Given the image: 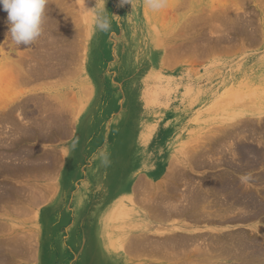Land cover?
Returning <instances> with one entry per match:
<instances>
[{
    "label": "rangeland",
    "instance_id": "374dc122",
    "mask_svg": "<svg viewBox=\"0 0 264 264\" xmlns=\"http://www.w3.org/2000/svg\"><path fill=\"white\" fill-rule=\"evenodd\" d=\"M164 3L163 8L153 9L149 0H131V3L123 5L121 0H47L46 8L48 5L54 7L45 9L42 35L30 46H19L12 42L8 13L1 10L3 5L0 4V113L7 111L16 101L18 96L12 88L16 81L67 82L69 75L70 79L79 80V77L75 78L66 71L69 70L68 57L74 54L77 68L83 67L85 70L84 78L122 84L125 108L123 146L130 151V157L136 158L135 163L127 164L139 166L135 180L142 177L151 183L160 182L172 160L178 157L177 161L181 162L179 167L191 175L194 185L199 188L200 185L196 183L202 184L206 180L204 176L218 174L225 168L209 169L210 166L204 165V168H194L189 159L192 154L209 149L211 159L228 154L227 149L231 144L223 136L224 129H231L234 127L232 124L241 118L255 120L252 124H256L253 127L258 126L257 130L264 128V124H260L264 123V0H164ZM47 10L51 11L48 13ZM51 17L53 21H49ZM104 18L110 24L107 31L98 26ZM48 32L54 36L47 38ZM220 39H223V43ZM190 46L192 49H189ZM167 47L172 48L170 52L175 50L172 58L176 55L170 66L165 61ZM50 53L52 56L49 59ZM13 54L23 55L25 59L27 66H22L21 72L13 67ZM94 56L98 62L97 72H87L90 59ZM52 63L64 70L42 71L49 69ZM33 68L41 70L33 71ZM235 91H238L241 101L250 98V104L245 103L248 105L245 108L242 105L238 107L236 112L245 114L232 118L228 116L235 112L229 104L231 98L224 104L219 102L228 97L226 94ZM39 94V97L24 98L23 102L35 109L39 119L43 118V121L37 122V127L45 137L51 139V106L57 98H52L51 89H42ZM59 103L63 107L62 101ZM225 147L227 152L224 151ZM219 148L222 151L219 152ZM185 150L187 153L183 154ZM260 166L261 169L250 167L239 174L237 184L249 185L264 193L263 182H258V172L264 170V164ZM201 188L205 189V186ZM236 212L230 211L227 218L230 219ZM175 221H170L168 226H175ZM190 224L192 226H187L189 229L186 231L191 234L209 233V230L216 228L222 233L245 229L253 235L252 238L258 237L260 243L264 244V213L260 219L246 223L221 224L216 213L213 221ZM182 225L180 227L186 228L185 224ZM142 233L147 232L137 234ZM148 234L160 237V234ZM28 235L33 240L36 237L34 233ZM5 244L7 247L0 248V253L7 254L9 264H25L18 254L21 249L15 244H12L13 247L8 242ZM39 253V250L29 249L30 264H37ZM199 254L193 255L194 261L204 258L203 254ZM125 255L135 261L134 264L163 262L157 257H135L130 256L129 252H125ZM109 257L116 260V256L109 254ZM213 260L221 264L237 262L232 256H215ZM45 261L47 264H59L51 253ZM119 262L122 263V257Z\"/></svg>",
    "mask_w": 264,
    "mask_h": 264
},
{
    "label": "crops",
    "instance_id": "0c3cea01",
    "mask_svg": "<svg viewBox=\"0 0 264 264\" xmlns=\"http://www.w3.org/2000/svg\"><path fill=\"white\" fill-rule=\"evenodd\" d=\"M74 56L68 57L69 74L77 69ZM12 58L17 71L27 66L23 55ZM97 65L94 56L86 71L97 72ZM52 68L64 70L53 63ZM70 78L16 81L17 102L0 113V248L8 242L39 250L37 264H47L49 253L59 264H81L92 233L101 232L103 215L124 193L122 84ZM42 89H51L57 98L51 106V139L37 127L43 118L23 102L39 97ZM32 233L36 237L28 241ZM26 255L20 261L30 264Z\"/></svg>",
    "mask_w": 264,
    "mask_h": 264
},
{
    "label": "bare ground",
    "instance_id": "6f19581e",
    "mask_svg": "<svg viewBox=\"0 0 264 264\" xmlns=\"http://www.w3.org/2000/svg\"><path fill=\"white\" fill-rule=\"evenodd\" d=\"M224 1L227 2V0ZM52 7L54 6H51L50 8ZM1 10L4 9L1 8ZM48 11L51 10H47L46 12ZM50 20L53 21L54 18L51 17L49 21ZM50 33L51 32L46 33L47 38L49 36H54L53 33L51 34ZM91 38L95 39L93 37ZM203 39L205 40V38ZM223 39H220V41H222ZM226 40L228 41V38ZM191 42H193V40ZM217 43L218 42H216V44ZM191 46L189 47V49H192ZM166 49L167 50L165 53L166 56L165 61L168 62L167 65L170 66V63L174 62L173 58L176 56L174 54L175 56L172 58L173 56L172 54L175 50L170 52L169 49L172 48L167 47ZM186 49L187 48H185L184 50ZM189 49H187V51ZM186 53L187 52H185V54ZM183 55L184 53L182 54V56ZM50 56H52L51 53L49 55V59ZM54 58L55 57H53V59ZM170 58L172 59V61ZM177 59L178 57L176 58V60ZM78 68L76 70L74 69L73 71H71V74L75 78L79 77V80L87 81V82L94 81V79H91L89 77L84 78V74H83L85 72L84 68L83 67H81L82 69H78ZM42 71H47V73L61 72L60 70H55V68L54 70L53 68L42 69ZM85 92L88 93L87 90ZM237 92L238 91L226 94L228 97L222 98L223 101L219 102V104H224L225 101L228 102L227 100L231 98L229 104L233 112L234 110L235 112L229 113L228 116L232 118H235L236 115L239 116L240 114L241 115L245 114V113H238L236 112V110L238 109V107H241V105L244 108L248 107V105H246L245 103H249V99H250V98L244 99L243 101L239 100L238 96L240 95H237ZM87 96H89V94ZM70 98H69V103H72L70 102ZM248 109L252 110L251 107H249ZM209 115L213 116V114H209ZM252 121L255 120L247 117L241 118L232 124V126L234 127H232L231 129L223 128L225 130V134L223 136L225 137V140L227 142L229 141V143L231 144V147L228 146L229 148L227 149L228 152L225 151L226 147L224 148V151L228 153L225 154L229 156L218 155L219 157L220 156L222 157L220 158L218 157L217 159H211L208 152L210 151V149L203 150L197 154H192L193 156H191V158L189 159H191V165H193L194 168L203 167L202 165L208 168L210 166L209 169L211 168L215 169L219 167L225 168L223 169V171L220 170L222 172H218V174L215 173L212 176H206V177L204 176L203 178L206 180H204L202 184H200L201 182L196 183L200 185L199 188L198 186L194 185L192 181L194 179L191 178V175L189 174L190 175L189 176L188 172L184 171L182 168L179 167V164L181 162L177 161L179 159L178 157H176L175 160H172L173 162H171L170 166L167 168V173L164 175L163 179L160 180V182L151 183L150 181H146L142 177L135 180L136 169L139 168V166L137 164H133V165L127 164L132 162L135 163L136 158H133L132 156L130 157L131 155L130 151L126 150L127 148L124 147L123 161H122L124 163L123 173L125 176L124 189H123L124 193L121 196V198L116 200L103 215L100 222L101 232L99 233L98 231V233L97 232L92 233L91 235L92 239L88 247L89 249H87L88 252L86 253L85 259H83V262H81V264H93V263L117 264L121 260V257H122V263L119 262L118 264L136 263L135 261L130 259L128 255L126 256L125 252H129L130 256H135V257H141V256L157 257L162 259L163 262H165V263L160 262L158 264H162V263L163 264H207V263L221 264L213 260L215 256H232L237 261L234 264H264V244L260 243L256 235L255 236L257 238H252L253 235H250L247 231H245V229L244 230L241 229V231L238 230V231L222 233V231L219 228H216L215 230L214 229L209 230L211 232L204 234L203 233L191 234L188 233V231H186L189 229V228L187 229V226L190 227L192 226L190 223H195V222L204 223V221H208V220L213 221L216 213H218L219 215V221L221 222V224L225 222H236V223H243V222L246 223V221L251 222V220L253 219H258V218L260 219L262 213H264V195H263L264 193H262L263 191L260 189H253L249 185H245V184L242 185L241 183L237 184L238 181L237 177H239V174H241L242 172L244 173L245 170L250 167L261 169L260 164H264V130H263L264 128L257 130L258 126H256L257 128L255 126L253 127V125L256 124H252L253 123ZM260 124L262 125L264 123H260ZM216 140L214 141L215 143L217 142ZM218 145H221V143H219ZM212 148L214 149L213 146ZM220 150L221 149L219 148V152ZM214 152L217 153V151ZM223 152H221V154ZM185 153H187L186 150L185 152H183V154ZM213 157L214 156H212V158ZM145 161L146 158L145 160H143V162ZM194 168L191 170H194ZM252 178L251 180L254 179ZM258 178H259L258 182L260 181L261 183L263 182L264 184V170L258 172ZM248 182L250 183L251 181L249 180ZM254 182L258 183L256 180ZM202 185L205 186V189L201 188ZM254 186L257 187L256 185ZM27 187H31V186H27ZM31 194H33V192ZM137 205L140 206L139 208L141 210H138ZM235 210L238 212L234 213V216L228 219L227 217L228 214H230L229 212L230 211L234 212ZM172 220H177V222L175 221L177 224H175V226L173 225L170 227L168 225L169 222ZM184 224L186 228L180 227V225L184 226ZM143 231H146L147 233L137 234ZM148 232L153 234H160L158 235L160 237H152L151 234H148ZM256 233L257 232H255V234ZM25 236L26 235H24L23 238ZM27 237H28L27 240L30 241L31 236L29 235ZM100 238L102 239L101 241L99 240ZM1 253H0V257H1L0 264H9V262L7 261L8 259L6 258L7 254H1ZM28 253H29V249L26 250L21 249V252H19L20 258L21 255L23 256L27 254L26 256H28ZM197 253H200L199 255L203 254L204 258L196 262L194 261L195 257L193 255L197 256ZM109 254L112 256H116V260H112L109 257ZM190 255H192V257H190ZM146 264H155V263H146Z\"/></svg>",
    "mask_w": 264,
    "mask_h": 264
},
{
    "label": "clouds",
    "instance_id": "9594fccd",
    "mask_svg": "<svg viewBox=\"0 0 264 264\" xmlns=\"http://www.w3.org/2000/svg\"><path fill=\"white\" fill-rule=\"evenodd\" d=\"M127 3H131V0H121V5ZM149 3L153 9L165 6L164 0H149ZM0 4L8 13L9 33L14 44L30 46L42 35L47 0H0ZM98 26L107 31L110 24L104 18Z\"/></svg>",
    "mask_w": 264,
    "mask_h": 264
}]
</instances>
